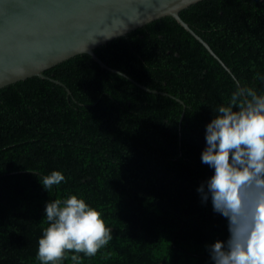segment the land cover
Segmentation results:
<instances>
[{
  "label": "trees",
  "instance_id": "16d2710c",
  "mask_svg": "<svg viewBox=\"0 0 264 264\" xmlns=\"http://www.w3.org/2000/svg\"><path fill=\"white\" fill-rule=\"evenodd\" d=\"M95 49L146 92L74 56L0 89V264H39L44 206L68 195L101 213L112 239L81 264H211L226 221L201 203L204 126L237 85L264 94V0H202ZM179 99L181 102L175 100ZM65 181L44 190L42 177ZM41 183V184H40ZM71 253H69V256ZM62 264H73L66 259Z\"/></svg>",
  "mask_w": 264,
  "mask_h": 264
},
{
  "label": "clouds",
  "instance_id": "9594fccd",
  "mask_svg": "<svg viewBox=\"0 0 264 264\" xmlns=\"http://www.w3.org/2000/svg\"><path fill=\"white\" fill-rule=\"evenodd\" d=\"M216 112L204 126L200 152L211 175L196 192L225 219L228 235L205 246L208 258L211 264H264V94L237 85ZM64 181L63 173L53 170L40 184L47 190ZM43 217L39 264L66 259L81 264L79 254L93 257L112 239L101 213L76 195L46 202Z\"/></svg>",
  "mask_w": 264,
  "mask_h": 264
},
{
  "label": "water",
  "instance_id": "95a60500",
  "mask_svg": "<svg viewBox=\"0 0 264 264\" xmlns=\"http://www.w3.org/2000/svg\"><path fill=\"white\" fill-rule=\"evenodd\" d=\"M202 0H0V89L32 77L81 54L101 68L119 74L142 90L147 88L109 67L94 52L98 47L164 17L173 18L231 73L210 46L182 20L180 12ZM181 102L179 99H175ZM182 103V102H181Z\"/></svg>",
  "mask_w": 264,
  "mask_h": 264
}]
</instances>
